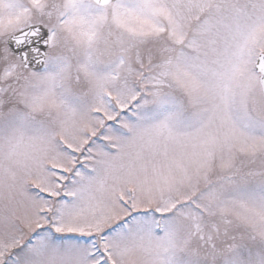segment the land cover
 I'll list each match as a JSON object with an SVG mask.
<instances>
[{
    "label": "snow or ice",
    "instance_id": "6c2138e0",
    "mask_svg": "<svg viewBox=\"0 0 264 264\" xmlns=\"http://www.w3.org/2000/svg\"><path fill=\"white\" fill-rule=\"evenodd\" d=\"M0 264H264V0H0Z\"/></svg>",
    "mask_w": 264,
    "mask_h": 264
}]
</instances>
